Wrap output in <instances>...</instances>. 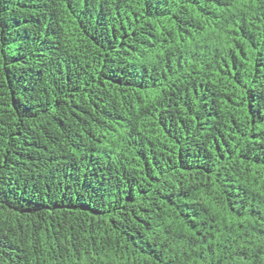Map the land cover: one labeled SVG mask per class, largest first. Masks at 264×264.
I'll return each mask as SVG.
<instances>
[{
	"label": "trees",
	"instance_id": "trees-1",
	"mask_svg": "<svg viewBox=\"0 0 264 264\" xmlns=\"http://www.w3.org/2000/svg\"><path fill=\"white\" fill-rule=\"evenodd\" d=\"M0 264H264V0H0Z\"/></svg>",
	"mask_w": 264,
	"mask_h": 264
}]
</instances>
